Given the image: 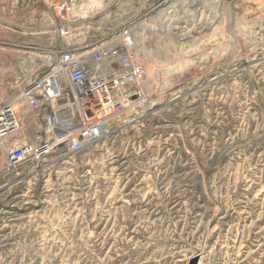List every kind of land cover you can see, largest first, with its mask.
Returning <instances> with one entry per match:
<instances>
[{
	"label": "rangeland",
	"instance_id": "obj_1",
	"mask_svg": "<svg viewBox=\"0 0 264 264\" xmlns=\"http://www.w3.org/2000/svg\"><path fill=\"white\" fill-rule=\"evenodd\" d=\"M72 1L0 0V102L111 45L146 103L79 154L12 168L39 129L24 97L0 139V264H264V0H76L74 21Z\"/></svg>",
	"mask_w": 264,
	"mask_h": 264
},
{
	"label": "built area",
	"instance_id": "obj_2",
	"mask_svg": "<svg viewBox=\"0 0 264 264\" xmlns=\"http://www.w3.org/2000/svg\"><path fill=\"white\" fill-rule=\"evenodd\" d=\"M83 55L62 57V65L32 74L20 96L27 97L30 119L38 109L39 129L16 142L7 166L35 162L46 168L48 156L58 161L79 154L112 132L111 120L146 103L144 92L135 87L142 77L135 54L109 45ZM16 100L0 102L2 142L21 129Z\"/></svg>",
	"mask_w": 264,
	"mask_h": 264
},
{
	"label": "bare ground",
	"instance_id": "obj_3",
	"mask_svg": "<svg viewBox=\"0 0 264 264\" xmlns=\"http://www.w3.org/2000/svg\"><path fill=\"white\" fill-rule=\"evenodd\" d=\"M68 7H69V10H67V11L69 12V16L71 17L72 21H74L75 17H79V16L84 15L86 13L88 14V10H89L88 6L86 4L78 3L76 0H73L72 2H70V6H68ZM79 18H83V17L81 16ZM89 53H87V55ZM13 104H15L17 109H19L20 108L19 104H23V99H18ZM128 119H129V115L127 113L122 114V115L114 118L108 124L109 130L113 132V130H115L116 128H120L121 126H123L124 123L128 122Z\"/></svg>",
	"mask_w": 264,
	"mask_h": 264
},
{
	"label": "water",
	"instance_id": "obj_4",
	"mask_svg": "<svg viewBox=\"0 0 264 264\" xmlns=\"http://www.w3.org/2000/svg\"><path fill=\"white\" fill-rule=\"evenodd\" d=\"M197 261H198V259L195 258L194 261H193V264H197Z\"/></svg>",
	"mask_w": 264,
	"mask_h": 264
}]
</instances>
